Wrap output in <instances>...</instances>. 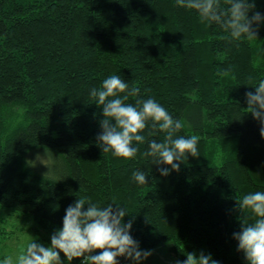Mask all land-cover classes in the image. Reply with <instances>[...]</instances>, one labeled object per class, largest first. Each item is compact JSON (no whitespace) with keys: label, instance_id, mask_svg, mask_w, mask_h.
<instances>
[{"label":"trees","instance_id":"obj_1","mask_svg":"<svg viewBox=\"0 0 264 264\" xmlns=\"http://www.w3.org/2000/svg\"><path fill=\"white\" fill-rule=\"evenodd\" d=\"M114 74L140 89L126 103L154 98L183 123L178 135L198 134L199 157L162 176L147 143L131 160L103 153L89 91ZM259 79L264 24L237 42L176 0H0V213L30 214L53 234L76 199L115 200L141 249L169 242L178 261L203 252L246 264L233 233L255 219L236 200L264 190L262 125L246 100ZM150 128L147 140L164 139ZM137 170L148 184L133 181Z\"/></svg>","mask_w":264,"mask_h":264},{"label":"clouds","instance_id":"obj_2","mask_svg":"<svg viewBox=\"0 0 264 264\" xmlns=\"http://www.w3.org/2000/svg\"><path fill=\"white\" fill-rule=\"evenodd\" d=\"M176 4L193 10L201 23L219 26L228 38L237 42L256 38L258 26L264 24V14L253 11L254 0H176ZM252 88L254 92L246 93L247 109L261 123L260 135L264 138V79L257 80ZM89 95L102 109L97 141L103 153L131 160L137 156L138 146L147 143L143 155L151 158L152 165L164 166L159 167L162 176L179 172L183 159L189 155L199 157L200 136L178 135L183 123L154 98L126 103L129 96L139 97L140 89L130 88L120 75L108 76L99 88H91ZM149 122L147 136L163 132L166 135L162 141L146 139L144 132ZM148 177L143 170L132 174L138 185L148 184ZM236 201L240 215L247 212L255 217L251 223L247 219L241 221L240 231L233 233L238 251L243 252L246 264H264V190L245 194ZM127 215L126 205L115 200L102 205L82 196L66 208L62 227L51 235L50 245L33 239L18 254L0 257V264H72L74 260L80 264H120L121 258L131 264H143L153 252L141 249L131 234L134 220L125 222ZM178 264H219V261L211 253L201 252L189 253Z\"/></svg>","mask_w":264,"mask_h":264},{"label":"rangeland","instance_id":"obj_3","mask_svg":"<svg viewBox=\"0 0 264 264\" xmlns=\"http://www.w3.org/2000/svg\"><path fill=\"white\" fill-rule=\"evenodd\" d=\"M7 112L9 114L7 115V122H9V117L11 115L16 116L18 114L17 112H20V109L15 106ZM5 127H2V130ZM38 224V220L30 214L4 208L0 213V257L18 254L33 239L37 243H43L45 246L50 245V237L52 234L47 233ZM169 247V242H166L160 247L152 249L153 255L143 263L175 264L180 262L171 255Z\"/></svg>","mask_w":264,"mask_h":264},{"label":"built area","instance_id":"obj_4","mask_svg":"<svg viewBox=\"0 0 264 264\" xmlns=\"http://www.w3.org/2000/svg\"><path fill=\"white\" fill-rule=\"evenodd\" d=\"M97 251H99V250H97ZM120 264H131V262L130 261H126L123 258H121Z\"/></svg>","mask_w":264,"mask_h":264},{"label":"crops","instance_id":"obj_5","mask_svg":"<svg viewBox=\"0 0 264 264\" xmlns=\"http://www.w3.org/2000/svg\"><path fill=\"white\" fill-rule=\"evenodd\" d=\"M175 264H178V263H175Z\"/></svg>","mask_w":264,"mask_h":264}]
</instances>
